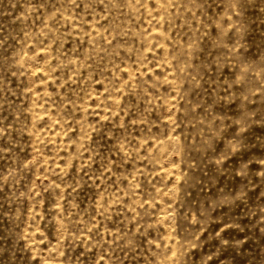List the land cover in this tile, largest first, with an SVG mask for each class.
<instances>
[{
    "label": "rangeland",
    "instance_id": "374dc122",
    "mask_svg": "<svg viewBox=\"0 0 264 264\" xmlns=\"http://www.w3.org/2000/svg\"><path fill=\"white\" fill-rule=\"evenodd\" d=\"M0 264H264V0H0Z\"/></svg>",
    "mask_w": 264,
    "mask_h": 264
}]
</instances>
